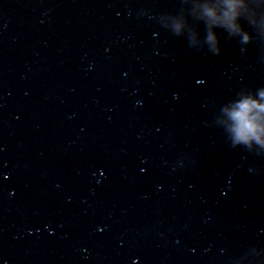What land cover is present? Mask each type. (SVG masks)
<instances>
[{
	"label": "water",
	"instance_id": "95a60500",
	"mask_svg": "<svg viewBox=\"0 0 264 264\" xmlns=\"http://www.w3.org/2000/svg\"><path fill=\"white\" fill-rule=\"evenodd\" d=\"M0 264H264V0H0Z\"/></svg>",
	"mask_w": 264,
	"mask_h": 264
},
{
	"label": "clouds",
	"instance_id": "9594fccd",
	"mask_svg": "<svg viewBox=\"0 0 264 264\" xmlns=\"http://www.w3.org/2000/svg\"><path fill=\"white\" fill-rule=\"evenodd\" d=\"M242 108L244 109V112H246L247 109H248V105L247 104H244L242 106ZM244 112H241V113H238L237 114L239 116V118L241 119V121L243 122L242 131L245 130V129L251 130V125L248 124L246 120H244Z\"/></svg>",
	"mask_w": 264,
	"mask_h": 264
}]
</instances>
